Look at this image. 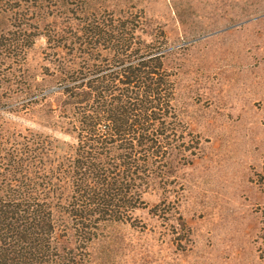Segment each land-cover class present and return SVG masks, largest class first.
Returning a JSON list of instances; mask_svg holds the SVG:
<instances>
[{
  "label": "trees",
  "instance_id": "obj_1",
  "mask_svg": "<svg viewBox=\"0 0 264 264\" xmlns=\"http://www.w3.org/2000/svg\"><path fill=\"white\" fill-rule=\"evenodd\" d=\"M5 1L0 111L43 105L49 131L0 129V264H91L109 228L138 226L155 178L189 149L179 71L144 16H50L59 0Z\"/></svg>",
  "mask_w": 264,
  "mask_h": 264
},
{
  "label": "rangeland",
  "instance_id": "obj_2",
  "mask_svg": "<svg viewBox=\"0 0 264 264\" xmlns=\"http://www.w3.org/2000/svg\"><path fill=\"white\" fill-rule=\"evenodd\" d=\"M59 1L50 16H144L179 71L189 133L171 175L145 194L138 226L109 228L91 264H264V0ZM5 8L0 0V16ZM45 46L41 37L31 49L32 72ZM43 107L0 111V129L49 131Z\"/></svg>",
  "mask_w": 264,
  "mask_h": 264
}]
</instances>
